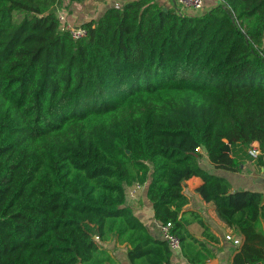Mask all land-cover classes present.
Here are the masks:
<instances>
[{"label": "trees", "instance_id": "trees-1", "mask_svg": "<svg viewBox=\"0 0 264 264\" xmlns=\"http://www.w3.org/2000/svg\"><path fill=\"white\" fill-rule=\"evenodd\" d=\"M64 0H0V264H170L169 243L128 204L148 183L155 218L193 248L185 185L243 236L233 264L264 263L263 193L203 164L264 165V0L203 13L128 0L62 27ZM24 12L22 19L16 14ZM99 236V238H96Z\"/></svg>", "mask_w": 264, "mask_h": 264}, {"label": "crops", "instance_id": "crops-1", "mask_svg": "<svg viewBox=\"0 0 264 264\" xmlns=\"http://www.w3.org/2000/svg\"><path fill=\"white\" fill-rule=\"evenodd\" d=\"M111 0H64L62 9L59 14L63 13L66 17L75 24H82L92 18H96L94 15L95 10L99 5ZM119 0H116V3ZM128 0L120 1L121 4L112 6L120 7L124 2ZM166 7H171L176 4V0H156ZM218 0H206L204 11H207L216 4ZM196 11L187 10V13H195ZM258 143V142H257ZM259 144V143H258ZM204 153L203 164L210 171L220 174L228 178L232 185L233 190H252L263 193L264 196V165L257 162L256 159H246L240 166L238 171H230L226 169H217L210 160L206 157L205 150L200 149ZM203 183V180L199 176H193L187 180L185 185V193L189 198V203L184 206L182 212L185 213L188 224L187 228L193 242V248H201L210 250L213 256L207 259L203 264H233L236 254L241 250L244 243V236L234 227L228 226L217 214L216 206L213 202H206L202 196L195 190ZM148 183L144 185V188L139 192L138 198L129 199L130 204L135 213L143 220V222L154 233L159 235L160 229L158 220L155 218V212L152 204L146 198V192ZM261 212V230L264 236V199L262 203ZM233 236L239 239V243H235L234 240L228 239L227 236ZM109 246V243H107ZM112 245V244H110ZM123 251L126 252L124 246ZM110 247V246H109ZM264 248V246H262ZM172 260L170 264H192V262L184 255V249L173 250ZM116 251L123 264H127L125 253Z\"/></svg>", "mask_w": 264, "mask_h": 264}, {"label": "built area", "instance_id": "built-area-1", "mask_svg": "<svg viewBox=\"0 0 264 264\" xmlns=\"http://www.w3.org/2000/svg\"><path fill=\"white\" fill-rule=\"evenodd\" d=\"M176 4L178 6V12L180 14H187V10L192 11H200L205 9V0H176ZM60 21L62 23V27L68 30L71 36L74 39H80L87 35V28L81 24H75L70 21L65 14H59ZM261 151L259 148V144L257 142L252 143L251 147L249 148V154L252 158L257 159L260 155ZM143 183L135 182L132 185L127 187V198L129 199H136L138 198L139 192L144 188ZM159 229L161 231L162 237L169 243L171 249L179 250L182 248V240L179 235L173 232V224L172 222L162 223L158 221ZM99 238V236H96ZM228 239L234 240L235 243H239L240 240L234 238L233 236L228 235ZM198 264V263H192ZM256 264H264L262 262Z\"/></svg>", "mask_w": 264, "mask_h": 264}, {"label": "rangeland", "instance_id": "rangeland-1", "mask_svg": "<svg viewBox=\"0 0 264 264\" xmlns=\"http://www.w3.org/2000/svg\"><path fill=\"white\" fill-rule=\"evenodd\" d=\"M120 1H123V0H119L117 3H116V0H111V1H107V2H105V3H103L102 5H99V7H98V9H96L95 10V13H94V15L96 16V18L98 17V16H100L103 12H104V10L107 8V7H109V6H112V5H116V4H121V2ZM207 2H208V0H207ZM217 2H219V1H216V4H217ZM215 4V5H216ZM205 5H206V0H205ZM212 6H214V5H212ZM59 11H60V9H58V13H59ZM203 11H204V9L203 10H200V11H197V13H203ZM23 16H24V12H21V13H18L17 12V14H16V19L17 20H20V19H22L23 18ZM111 243H109V246L111 247V248H116V251H120V253H123L124 251L122 250L123 248L122 247H119V246H117V245H115L114 243H112V245H110Z\"/></svg>", "mask_w": 264, "mask_h": 264}]
</instances>
